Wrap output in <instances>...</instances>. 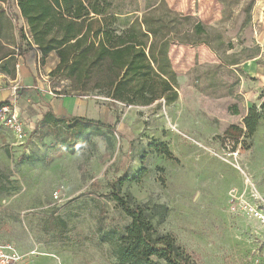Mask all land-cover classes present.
<instances>
[{"label": "rangeland", "instance_id": "1", "mask_svg": "<svg viewBox=\"0 0 264 264\" xmlns=\"http://www.w3.org/2000/svg\"><path fill=\"white\" fill-rule=\"evenodd\" d=\"M84 1L102 14L139 15L163 1L177 14L179 32L197 28L186 38L195 44L170 49L177 97L147 107L77 98L65 117L101 121L112 132L103 128L104 138L74 155L52 151L51 137L35 149L30 133L52 111L49 98H67L53 89L68 83L49 76L54 56L40 64L24 44L28 53L18 61L31 66L34 84L0 75V102L19 113L28 136L19 144L0 121V245H13L20 264H119L113 252L130 219L113 202L111 186L146 168L122 192L168 208L161 234L174 236L198 264H264V0ZM252 108L261 114L257 132L235 144L225 132L243 128ZM154 143L168 146L172 157L156 153ZM32 148L43 163H18ZM107 234L116 235L103 242Z\"/></svg>", "mask_w": 264, "mask_h": 264}, {"label": "trees", "instance_id": "2", "mask_svg": "<svg viewBox=\"0 0 264 264\" xmlns=\"http://www.w3.org/2000/svg\"><path fill=\"white\" fill-rule=\"evenodd\" d=\"M138 12L102 14L84 0H0V75L17 79L18 59L28 53L25 44L38 51L40 64L56 55L58 63L49 76L68 83L66 90L54 88L56 95H92L142 107L161 100L171 103L177 97L176 76L169 60L171 46L195 44L186 38L197 28L179 32L174 18L177 14L163 1L141 15ZM20 18L25 26H20ZM191 19L182 17L186 22ZM7 106L9 102H0V110ZM260 120V112L252 108L243 120L244 127L231 126L225 135L239 144L244 136L254 137ZM103 128L112 132L101 121L58 117L49 110L37 121L30 141L37 149L41 140L51 137L52 151L74 155L94 137L104 138ZM150 148L172 157L164 144L154 143ZM33 153V148L29 154L24 152L18 163H43ZM146 174L142 168L135 177L123 175L111 186L113 202L130 219L117 236L114 257L119 264H198L194 254L174 236L158 231L168 214L166 206L141 205L132 194H123L126 183L140 182ZM115 235L102 236L103 242H110Z\"/></svg>", "mask_w": 264, "mask_h": 264}, {"label": "built area", "instance_id": "3", "mask_svg": "<svg viewBox=\"0 0 264 264\" xmlns=\"http://www.w3.org/2000/svg\"><path fill=\"white\" fill-rule=\"evenodd\" d=\"M38 59H40V57H38ZM9 107L10 106H7L0 110V121H2L4 127L14 134L15 139L19 144H24L28 137L24 124L21 121L19 113ZM35 127L36 126H34L33 131L35 130ZM32 132L29 137H31ZM25 152L27 154L30 153L29 149L25 150ZM56 197H60L59 192L56 193ZM257 216L262 218L259 214H257ZM21 261L22 255L13 245H0V264H20Z\"/></svg>", "mask_w": 264, "mask_h": 264}, {"label": "crops", "instance_id": "4", "mask_svg": "<svg viewBox=\"0 0 264 264\" xmlns=\"http://www.w3.org/2000/svg\"><path fill=\"white\" fill-rule=\"evenodd\" d=\"M31 55H34V58H36V55H38V51L36 49H34L33 51H30ZM29 53V54H30ZM29 55V57L31 56ZM55 57L56 58V62L58 63V59L56 57L55 54L51 55L50 57ZM28 71H30L32 73L28 74ZM20 79H24L26 84L28 85V87H31V85L34 84V78H33V70L31 69V66H25L21 64V62H19V66L17 69V79L15 80L20 81ZM49 104L51 106L52 112L58 116V117H65L66 115L64 114V112L68 113V111L70 112V109L76 105L77 97H67L65 99H55V100H50V98L48 99ZM42 118V115L38 118L37 121H39Z\"/></svg>", "mask_w": 264, "mask_h": 264}, {"label": "bare ground", "instance_id": "5", "mask_svg": "<svg viewBox=\"0 0 264 264\" xmlns=\"http://www.w3.org/2000/svg\"><path fill=\"white\" fill-rule=\"evenodd\" d=\"M38 255H40V254H38ZM52 257H55L56 259H58L56 256H52Z\"/></svg>", "mask_w": 264, "mask_h": 264}]
</instances>
